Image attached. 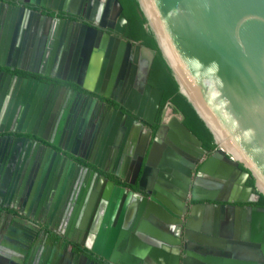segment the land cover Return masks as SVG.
Listing matches in <instances>:
<instances>
[{
  "label": "water",
  "instance_id": "1",
  "mask_svg": "<svg viewBox=\"0 0 264 264\" xmlns=\"http://www.w3.org/2000/svg\"><path fill=\"white\" fill-rule=\"evenodd\" d=\"M18 1L55 8L59 0H52L53 4L45 0ZM109 1L121 12L119 0ZM137 2L146 18L145 27L153 33L178 91L210 131L216 152L200 164L201 175L191 185L190 198L202 202L189 209L182 207L179 197L187 196L190 171L206 150L180 119L172 117L167 126L158 129V138L151 142L148 151L147 137H143L136 152L139 157L133 178L144 161L138 189H146L151 198L141 197L137 208L139 195L134 194L130 205L126 208L127 201L118 213L119 200L115 201L121 189L107 183L113 191L109 200L104 193L105 200L96 214L92 201L80 206V227L91 234L87 242L79 243L110 264H264V207L253 205L260 194L264 195V0ZM126 23L121 15L118 22L110 23L109 27L122 33ZM97 36V39H78L75 49L71 44L67 55L61 52V39H32L29 54L23 55L21 49H17L18 56L11 67L74 81L112 97L130 113L153 122L163 93L162 89L147 83L155 51L149 49L151 56L143 77V93L133 92V102H130L131 97L124 101L113 95L111 89L123 78L131 44L123 39ZM0 65L10 66V63L0 61ZM8 76L0 78L3 89L9 94L6 110L0 111V123L9 122L13 116L15 120L18 118V124H37L39 119L35 122L33 115L29 121L19 108L27 107L32 93L37 94L43 84L29 81L26 85L23 80L24 85L18 88L20 79L15 84ZM35 99L36 96L33 102ZM178 113L182 119L183 114ZM142 126L130 116L126 127L133 142ZM2 129L0 124V131ZM17 131L47 138L35 128H18ZM53 143L57 145V140ZM131 150L132 146L128 153H132ZM78 155L90 160L84 153ZM12 159L13 154L0 160V188L10 184ZM91 162L110 171L98 161ZM113 173L125 177L123 171L113 170ZM249 175L252 184L246 182ZM148 176L156 183L145 185ZM130 196L131 192L127 199ZM141 214L145 218L137 225L133 216ZM9 230L6 233L9 239L0 245V261L5 257L10 264H18L8 249L16 248L13 241L18 239L19 230ZM5 247L10 254L6 250L2 252Z\"/></svg>",
  "mask_w": 264,
  "mask_h": 264
},
{
  "label": "flooded vegetation",
  "instance_id": "2",
  "mask_svg": "<svg viewBox=\"0 0 264 264\" xmlns=\"http://www.w3.org/2000/svg\"><path fill=\"white\" fill-rule=\"evenodd\" d=\"M60 1L55 8H49L18 0H0V61L10 63V66L0 65V78L9 75L8 78H13L15 84L20 79L18 88L23 80H26V85L29 81L43 84L37 94L32 93L27 107L19 108L20 113L23 111L29 121L33 115L35 122L39 119L37 124L29 126L27 123L24 126V122L18 124V118L15 120L13 116L9 122L0 123L3 127L0 131V160L11 154L12 161L14 160L9 171L10 184L0 188V245L6 238L9 239L6 233L13 228L19 230L18 239L13 241L16 248L5 247L2 252L6 250L10 254L8 250H11L18 264H110L79 243L87 242L91 234L89 230L80 227V206L92 201L96 214L105 200L104 193L109 200V194L113 191L107 183L121 189L115 201L119 200L118 213L123 209L124 203L128 201L126 208L130 205L134 194L139 195L137 208L141 205V197L151 198L152 195L146 189H138L144 161L141 163V170L133 178L135 161L139 157L136 152L143 137H147L148 151L151 142L158 138L157 131L160 127L167 126L172 117H177L183 123L184 117L181 119L179 110L175 109L170 100H165L161 105V96L153 122L149 123L130 113L112 97L101 95L74 81L51 78L17 67L12 69L11 65L18 56L16 50L21 49L20 53L28 55L32 39H61V52L67 55L71 44L75 49L78 39H97L100 34V37L123 39L131 44L123 67V78L113 85L112 94L122 97L124 101L131 97L130 102H133V92L143 93V77L151 56L149 49L155 51L153 58L156 49L146 46L141 40L130 38L126 34L127 23L122 33L109 27L110 23H117L119 17L124 16L123 8L119 12L109 0ZM45 2L53 4L52 0ZM13 39L16 41L12 42ZM77 59L82 63L80 56ZM121 63L120 68L123 65ZM147 83L150 84L148 77ZM3 85V81L0 82L2 112L6 110L9 95ZM130 116L143 124L134 142L126 127ZM28 127L35 128L37 132L42 131L47 138L43 139L32 132L17 131L18 128L26 130ZM55 139L57 145L53 143ZM131 146L132 153H128ZM201 146L206 152L190 171L187 196H178L182 207L186 206L188 209L202 202L190 198L191 185L201 175L198 170L200 164L216 152V147L208 152L202 141ZM79 153H84L91 161H98L110 171L100 169L90 160L81 158ZM144 158L145 155L143 160ZM131 162L134 164L131 165ZM113 170L123 171L125 177L116 175ZM100 177L103 178L102 181L98 180ZM250 180L249 175L246 182L252 184ZM155 183L149 176L145 180V185ZM130 192L132 196L127 199ZM253 205L264 207L255 203ZM123 213L125 217L126 210ZM185 216L186 214L182 215L183 220ZM144 218L143 214L133 216V221L139 225ZM180 227L183 229V223ZM179 237L182 239V234ZM2 258L0 264H10L5 257Z\"/></svg>",
  "mask_w": 264,
  "mask_h": 264
},
{
  "label": "trees",
  "instance_id": "3",
  "mask_svg": "<svg viewBox=\"0 0 264 264\" xmlns=\"http://www.w3.org/2000/svg\"><path fill=\"white\" fill-rule=\"evenodd\" d=\"M119 2L123 8V14L127 18L126 34L130 38L141 40L146 46L156 49V54L153 58L148 76V82L162 89L161 105L165 100H170L175 106V109L179 110L184 115L183 123L187 128L202 141V145L208 152L213 150L215 144L210 131L199 118L186 97L178 91L177 83L156 44L153 33L150 29L145 27L146 18L140 11L137 0H119ZM252 182L253 180L251 178L250 183ZM255 204L264 205V195L260 194Z\"/></svg>",
  "mask_w": 264,
  "mask_h": 264
}]
</instances>
